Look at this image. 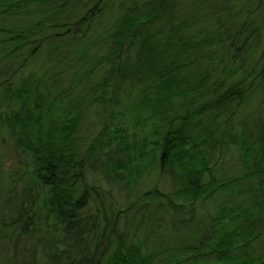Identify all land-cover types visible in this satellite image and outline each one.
Wrapping results in <instances>:
<instances>
[{
    "label": "trees",
    "instance_id": "16d2710c",
    "mask_svg": "<svg viewBox=\"0 0 264 264\" xmlns=\"http://www.w3.org/2000/svg\"><path fill=\"white\" fill-rule=\"evenodd\" d=\"M71 1L0 0V16L5 19L14 17V22L0 27V49L6 51L9 48L1 56L18 57L22 55V45L35 42L28 56H21L15 68L17 71L27 57L37 52L41 43L55 38L78 39L74 32L83 25L85 29L80 36L85 34L93 20L102 15L103 0L89 5L77 19L78 11L71 8L67 14ZM88 1L83 2L82 7ZM128 4L121 7L120 16L113 20L112 31L107 38L111 44L107 56L111 65L107 75L101 77L97 84L83 87L81 95L75 99L76 105L70 107L65 118L55 121L52 113L57 111L54 106L56 98L42 97L36 91L42 82L45 83L42 78H37L32 83L33 87L21 85L16 89L14 97L18 98L19 107L11 118L6 119V123L14 143L19 147L25 144L31 154L32 186L22 187L18 196L11 193L12 187H8L6 202L0 210V240L12 239L14 245L21 241L22 251H26L27 240L23 239L30 240L32 235L40 232L39 225L35 223L38 203H34V198L39 200L42 194L45 217L54 219L58 240L53 248L43 251L42 264H151L149 255L140 254V247L133 242V238L146 213V201L163 197L161 205L165 207L170 203L167 196L153 188L141 192L136 200L118 208L113 204L110 191L95 182L90 184L85 178L89 160L94 155H100L108 163L107 173L126 183L130 181L132 168L129 163L133 158L127 156L126 161L115 165L116 170L127 172L125 177L120 178L114 170L108 147L111 139L125 136L124 125L110 124V117L120 114L136 126L149 120L158 122L160 129L154 131L155 147L149 153L152 154L151 167L157 168L158 174L167 171L165 173H168L173 186L171 193L182 201L188 204L196 198L205 201L219 190H228L232 194L237 193L232 191L234 186L248 185L240 193L244 196L242 202L250 206L245 210L242 208L236 217L230 214L219 218L213 213L214 218L219 220L216 226L219 223L226 226L232 221L236 227L223 231L220 236L215 235L210 242L213 247L208 245V254L215 260L227 256L233 262L239 259L254 261L261 257L260 264H264L262 116H253L251 121L248 119L234 134L242 149L238 177L222 178L220 181L207 164L209 151L215 150L217 157L221 156L223 142H231L222 123H227L238 108L252 98L259 95L264 98V48L251 66H244L257 43V36L252 32L243 35L252 22L246 21L248 16H244L238 29L228 28L244 13L247 2L142 0L137 3L134 0ZM249 13L247 11L246 15ZM29 15L38 16V19L28 23L26 19L30 18ZM158 29L166 30L165 38L158 36ZM46 30V34L32 39ZM237 59L240 62L236 67L225 66L227 62L234 64ZM182 71H185V76ZM3 85L4 81H0V87ZM8 86L2 89L3 94L9 91ZM29 89L36 92L31 106L23 97L27 95L25 93H30ZM44 89L49 95L45 84ZM61 92L68 95L67 90ZM86 95L90 97L87 104H101L97 113L101 130L83 148L78 144L81 141L77 132L82 100ZM0 103L3 102L0 100ZM118 106L123 112L117 110ZM228 111H231L230 114L223 119ZM1 121L4 124L0 118V125ZM107 129L113 131L114 138L107 135L101 139L106 135H101V132L106 130L105 133H108ZM198 145H202L201 150ZM34 189L37 192L33 195ZM186 211H179L178 219L186 216ZM188 212L186 220L192 223L196 232L198 227L197 223L193 224L194 214L192 217V210ZM225 218L229 220L224 224ZM121 219L126 220L123 228ZM125 229H129L130 234ZM223 237L226 241L222 240ZM37 239L33 241L37 242ZM224 242L225 247L217 252L218 245L222 246ZM239 243L242 245L238 246ZM233 248L236 250L232 251ZM195 250L200 253L199 249ZM246 250L249 255L243 257ZM28 254L29 264H37L34 259L39 252L35 244L31 245Z\"/></svg>",
    "mask_w": 264,
    "mask_h": 264
},
{
    "label": "rangeland",
    "instance_id": "374dc122",
    "mask_svg": "<svg viewBox=\"0 0 264 264\" xmlns=\"http://www.w3.org/2000/svg\"><path fill=\"white\" fill-rule=\"evenodd\" d=\"M85 1L72 0L69 4L70 8H68L67 14L72 8V10L78 11L75 18H80L84 10H87V7L92 3L94 4L96 0H90L87 2L88 4L82 7ZM131 1L134 0H103L104 8L102 15L93 20L89 30L85 34L80 36L85 29V25H83L79 30L76 29L74 32V35L78 39L68 37L55 38L41 43L37 52L27 57L25 64L17 71L15 68L19 65L21 56L22 58L28 56V53L36 45L35 42L34 44L26 43L22 45V49L20 50L22 55L18 57L13 55L2 57L1 54L8 51L9 48L6 51L0 49V81H4V85L0 87V100L3 102L0 103V118L4 121V124L1 121L0 125V129L2 130H0V210L3 206L2 204L6 202L8 187H12L11 189L13 191L11 193L18 196L22 191V187L32 186L30 180L31 154L26 149L25 144L19 147L14 143V137L9 134V126L6 123V119L8 117L11 118L13 112L19 107L18 98L14 97L16 89L21 85H25L26 88H29V86L33 87L34 84L32 83H35L37 78H42L45 80V83L42 82L36 91L43 95L42 97L48 96V98H56L54 106L57 108H55L57 111L52 113V118L55 121L65 118L70 107L76 105L75 99L78 95H81L83 87L86 84H97L101 81V77L107 75L111 65L110 59L107 57L111 44L109 41L107 42V38L112 31V22L120 16L121 7L129 5L128 2ZM237 1L239 4L247 2V6L243 9L244 13L235 23L228 26V28L230 30H233V28L238 29L240 19L244 16H248L246 21L252 22L251 26L243 31V35L252 32L257 36V43L251 53V58L247 61V64L244 62V66L249 67L264 48V0L260 4L259 0ZM140 2L142 0H137V3ZM247 11L250 12L248 15H246ZM29 17V19H26L28 23H33L38 19V16L29 15ZM11 22H14V17L5 19L4 16H0V27L6 26ZM224 22L226 21L224 20ZM158 30V36L162 39L165 38L167 34L166 30ZM51 31H55V29ZM46 32L48 30L41 31L32 39L39 38L46 34ZM128 55L130 56L129 52ZM80 56L88 58L90 64L89 60H82ZM239 59L234 64L227 62L225 66L236 67L240 62ZM182 75L185 76V71H182ZM29 79L30 81L28 82ZM44 84L49 89V95H46L48 91L46 93L44 92ZM4 86H8L9 88L8 92L5 91L6 94L2 93ZM61 90H67L68 95L62 94ZM97 90L100 91L101 89L98 87ZM29 92V94L28 92L25 93L27 95L23 97L27 101L26 104L31 106L36 92L35 89H29ZM89 98L86 95L82 100V114L77 132L81 141L78 144L83 148L90 143V140L95 139L101 130L100 120L97 117L101 104H87ZM4 99L7 100L4 101ZM61 100L62 102L60 103ZM37 102L39 103V101ZM52 108L54 107L52 106ZM117 110L123 112L121 106H118ZM230 112L225 113L223 119ZM253 116H262L264 119V98L260 95L258 98L254 97L249 102L244 103L227 123H222V128L226 132L225 135L230 137L231 142L227 140L223 142L221 156L217 157L215 150H212L208 152L209 155L207 157V164L210 169L212 168L211 172H213L216 178L220 177V181L222 178H235L240 175L242 149L234 134L238 132L242 125H245V121L254 119ZM110 119L111 125H124L126 132L123 138L120 137L118 140L111 139L109 141L110 159L115 172L122 178L125 177V173L127 172L125 170H116L115 165L118 162L126 161L127 156L133 158L129 163V166L132 168L130 181L126 183L125 181H121L122 179L116 178L115 175L107 173L108 163L100 155H94L89 160L85 168L86 180L90 184L95 182L102 186L101 188L110 191L113 197V204L118 208L133 202L134 199L136 200L141 192L153 188L157 189L160 194L166 195L170 201L169 205H165V207L161 205L163 197L160 199H148L146 201V208L144 210L147 216L144 215V218L140 221L138 230L133 238V242L140 247L141 255H149L151 264H174L176 261L178 264H260L261 257L254 261L239 259L233 262L227 259V256L215 260L209 258L211 255L208 254L210 251L208 245L213 247L211 243L215 235L220 236L223 231L227 232L236 227L235 222L232 223V221L228 222L226 226H222L220 223L216 226L219 220L214 218L213 213L216 216L218 215V217L230 216V214L232 217H236L242 208L245 210V207L250 206L251 204L246 205L242 202L244 196L240 193L241 189L243 190L248 186L246 183L243 184L246 185L243 187L241 185L234 186L235 188L232 191L237 193L230 194L228 190L223 192L219 190V193L205 201H198L199 198H196L193 203L188 204L187 201H182L180 197L171 193L173 186L168 173H165L167 171L158 174L157 168L151 167L152 154L149 153L155 147L156 136L154 131L160 129L158 122L156 120H149L148 123H141L136 126L130 123L129 120H126L127 117L125 115L121 116L120 114L119 116L115 115L112 118L110 117ZM105 132H101V135L106 134L101 139L107 135V137L114 138L112 130L107 129L108 133ZM216 134L218 136V131H216ZM83 141L86 142L83 143ZM198 146V149L201 150L202 145ZM129 148L130 150L127 152ZM192 153L194 154L195 152L192 151ZM204 180H206V175L204 176ZM32 192L34 195L37 191L34 189ZM34 203H38L35 223L39 225V234L32 235L30 240L23 239L27 240V249L24 252L22 251L23 243L21 241H17L18 243L14 245L15 242L12 239L9 241L1 239L0 264H29V248L33 244L37 246L39 252V256H36L34 259L35 263L42 264L43 251L49 247L53 248L56 245L58 241L56 223L51 216L45 217L46 211L42 208L45 203L43 195L40 194L39 200L34 198ZM224 207L228 208L225 209ZM189 210H192V217L194 214L193 224L196 225L197 223L198 228L196 232L193 230L192 223L186 220L190 213L188 212ZM179 211H186V216L178 219ZM227 220L229 219L225 218L223 223L225 224ZM125 222V219H121L120 225L122 228ZM124 231L128 234L129 229H125ZM36 237L38 238L36 240L37 242H34L33 240ZM222 240L226 241V237H223ZM225 245L226 242L222 243V246L218 245L216 251H220ZM241 245L239 243L238 246ZM195 249H199L200 253ZM235 250L234 248L232 249V251ZM201 253L207 254L203 255ZM229 254L235 253L229 252ZM248 255L249 253L246 250L242 256L248 257Z\"/></svg>",
    "mask_w": 264,
    "mask_h": 264
}]
</instances>
